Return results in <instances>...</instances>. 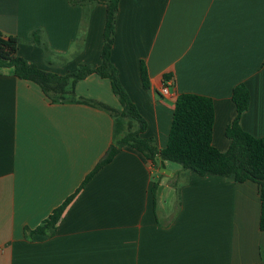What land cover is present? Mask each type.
I'll list each match as a JSON object with an SVG mask.
<instances>
[{
    "label": "crops",
    "instance_id": "0c3cea01",
    "mask_svg": "<svg viewBox=\"0 0 264 264\" xmlns=\"http://www.w3.org/2000/svg\"><path fill=\"white\" fill-rule=\"evenodd\" d=\"M104 19L105 0H0V33L19 39L21 58L58 75L100 64ZM111 62L146 122L141 137L157 149L176 97L196 94L213 101L212 145L225 152L238 84L250 94L240 127L264 137V0H119ZM74 91L52 102L0 67V264H264L257 184L155 166L127 146L76 194L53 236L25 238L112 143L109 113L78 101L120 110L109 82L91 75Z\"/></svg>",
    "mask_w": 264,
    "mask_h": 264
},
{
    "label": "trees",
    "instance_id": "16d2710c",
    "mask_svg": "<svg viewBox=\"0 0 264 264\" xmlns=\"http://www.w3.org/2000/svg\"><path fill=\"white\" fill-rule=\"evenodd\" d=\"M118 3L119 0H105L100 64L97 67L83 65L65 75L42 70L17 54L20 42L17 37H6L0 33V67L12 68L16 78L36 84L50 101H67L75 96L77 82L96 75L109 82L121 107L116 110L95 100H78L109 113L113 118L112 143L77 191L55 208L41 226L32 231L25 229V238L29 240L32 235L53 236L57 224L76 194L125 146L140 153L155 166L158 162L168 161L199 177L210 175L233 183L250 181L257 184L261 206L259 230L264 232V137H253L243 131L239 124L242 114L249 107L250 94L247 87L238 84L232 90L231 99L235 105L236 116L225 129V136L230 141L225 152H219L212 145L215 118L213 101L196 94H180L176 97L166 146L157 149L152 139L141 137L145 132L146 122L129 99L119 80L118 71L111 62ZM32 36L33 43L41 45L38 33L35 32ZM139 74L143 89L149 90L147 70L142 62L139 65ZM166 78L168 77L165 80Z\"/></svg>",
    "mask_w": 264,
    "mask_h": 264
},
{
    "label": "built area",
    "instance_id": "2783aa9c",
    "mask_svg": "<svg viewBox=\"0 0 264 264\" xmlns=\"http://www.w3.org/2000/svg\"><path fill=\"white\" fill-rule=\"evenodd\" d=\"M161 93H162V94L167 93V89H166V87H163V88H162Z\"/></svg>",
    "mask_w": 264,
    "mask_h": 264
},
{
    "label": "water",
    "instance_id": "95a60500",
    "mask_svg": "<svg viewBox=\"0 0 264 264\" xmlns=\"http://www.w3.org/2000/svg\"><path fill=\"white\" fill-rule=\"evenodd\" d=\"M160 171H163V172H166V173H168V171H165V169H160Z\"/></svg>",
    "mask_w": 264,
    "mask_h": 264
},
{
    "label": "rangeland",
    "instance_id": "374dc122",
    "mask_svg": "<svg viewBox=\"0 0 264 264\" xmlns=\"http://www.w3.org/2000/svg\"><path fill=\"white\" fill-rule=\"evenodd\" d=\"M176 167H179L180 168V166L178 165V164H174Z\"/></svg>",
    "mask_w": 264,
    "mask_h": 264
}]
</instances>
